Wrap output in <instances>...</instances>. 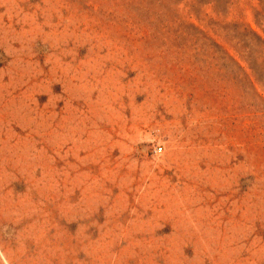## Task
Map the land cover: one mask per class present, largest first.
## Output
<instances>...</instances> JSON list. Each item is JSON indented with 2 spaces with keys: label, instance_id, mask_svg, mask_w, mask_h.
Instances as JSON below:
<instances>
[{
  "label": "rangeland",
  "instance_id": "1",
  "mask_svg": "<svg viewBox=\"0 0 264 264\" xmlns=\"http://www.w3.org/2000/svg\"><path fill=\"white\" fill-rule=\"evenodd\" d=\"M0 264H264V0H0Z\"/></svg>",
  "mask_w": 264,
  "mask_h": 264
},
{
  "label": "built area",
  "instance_id": "2",
  "mask_svg": "<svg viewBox=\"0 0 264 264\" xmlns=\"http://www.w3.org/2000/svg\"><path fill=\"white\" fill-rule=\"evenodd\" d=\"M161 152H162V149H161L160 146H155V147L153 148V150H152V154H153L154 156L159 155Z\"/></svg>",
  "mask_w": 264,
  "mask_h": 264
},
{
  "label": "trees",
  "instance_id": "3",
  "mask_svg": "<svg viewBox=\"0 0 264 264\" xmlns=\"http://www.w3.org/2000/svg\"><path fill=\"white\" fill-rule=\"evenodd\" d=\"M258 23V22H257ZM253 34V36L257 39V40H259L261 43H262V40H260V38L255 34V33H252Z\"/></svg>",
  "mask_w": 264,
  "mask_h": 264
}]
</instances>
